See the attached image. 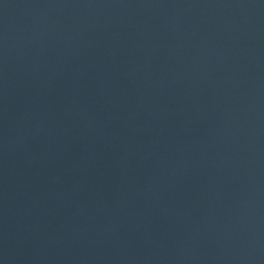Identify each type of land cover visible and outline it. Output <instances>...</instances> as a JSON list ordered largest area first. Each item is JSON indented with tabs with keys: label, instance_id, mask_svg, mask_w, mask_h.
Returning a JSON list of instances; mask_svg holds the SVG:
<instances>
[{
	"label": "water",
	"instance_id": "1",
	"mask_svg": "<svg viewBox=\"0 0 264 264\" xmlns=\"http://www.w3.org/2000/svg\"><path fill=\"white\" fill-rule=\"evenodd\" d=\"M0 264H264V0H0Z\"/></svg>",
	"mask_w": 264,
	"mask_h": 264
}]
</instances>
